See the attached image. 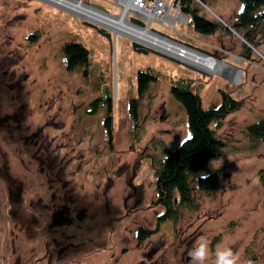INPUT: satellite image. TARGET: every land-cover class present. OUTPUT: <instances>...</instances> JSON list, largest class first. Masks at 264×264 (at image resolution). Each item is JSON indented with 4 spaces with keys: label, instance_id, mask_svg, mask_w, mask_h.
Masks as SVG:
<instances>
[{
    "label": "rangeland",
    "instance_id": "1",
    "mask_svg": "<svg viewBox=\"0 0 264 264\" xmlns=\"http://www.w3.org/2000/svg\"><path fill=\"white\" fill-rule=\"evenodd\" d=\"M52 1L57 5L51 0H0V57L12 61L10 67L3 68L11 73L10 81L20 84L14 103L6 87L0 85V111L23 104L25 132L39 127L42 155L47 154L52 163L47 174L54 170L59 175L58 180L48 182L55 192L60 181L68 182L80 203L83 199V218L75 220L73 215L71 228L84 227L77 231L85 232L89 243L55 261L56 246L46 245L48 230L39 226L20 232L7 220L0 223V264H197L189 254L201 242H206L209 250L204 264H215L216 253L229 248L238 255V264H248L249 247L263 255L264 141L250 139L246 127L264 117V26L248 31L249 36H256L250 39L252 45L242 37L243 30L229 26L242 8L240 0L190 2L199 15L218 23L210 34L193 28L190 13L185 15L178 9L179 0H172V7L165 10L168 18L165 15L159 20L138 17L134 8L124 10L125 0ZM127 1L133 6L132 0ZM88 11L102 22L111 21L108 25L117 31L107 29L110 38H106L76 15L84 17ZM119 17L132 26L136 24L128 19L136 18L144 26L130 29L117 25ZM123 26L130 31L146 30L147 37L156 35L173 42L175 48L153 46L163 55L136 52L131 39L123 34L127 33L120 28ZM29 34H38L36 41H28ZM69 41L88 49L86 67H64L61 50ZM187 49L219 64L206 68L176 54V50L184 53ZM139 69L147 70L155 80L139 99L138 116L133 120L127 100L136 96ZM176 83H188L203 107L219 104L220 90L242 104L211 124L224 146L222 156L208 162L201 174L215 171L217 186L208 192L193 187L192 204L179 206L173 222L169 218L158 220L163 207L156 204L155 174L166 151L190 134L185 110L170 92ZM105 96L112 105L110 144L102 126L105 105L100 102L91 111L90 103ZM6 138L0 127V164L9 161V172L20 175L23 167L16 146L5 143ZM26 165L31 186L25 201H35L37 190L39 199L47 200L50 192L44 188V174L41 180H33L38 168L32 159ZM136 197L141 200L137 204ZM2 200L6 202L5 197ZM105 201L110 211L105 210ZM32 206L26 205L27 213ZM1 207L6 209L7 205L1 203ZM45 212L43 208L42 224ZM157 223V231L148 238L136 237V228L153 229ZM11 237L14 241L10 245Z\"/></svg>",
    "mask_w": 264,
    "mask_h": 264
},
{
    "label": "trees",
    "instance_id": "2",
    "mask_svg": "<svg viewBox=\"0 0 264 264\" xmlns=\"http://www.w3.org/2000/svg\"><path fill=\"white\" fill-rule=\"evenodd\" d=\"M191 1L193 0H179V8L183 14H185L184 12L190 13L189 21L193 25V28L205 34L215 32L218 28V23L199 15L195 7H190ZM240 2L242 8L235 14L229 26H232L236 31L243 30L242 37L251 44L250 39L253 40V37L256 36H249L248 31L264 26V0H240ZM34 35H36V38H32ZM37 37L38 34H29L27 40L34 42ZM62 50L66 57V69L72 70L76 67H86L88 65L89 51L81 43L69 41L63 45ZM11 64L12 61L10 59H8L7 63L6 61L3 63L6 67H10ZM8 77H11L9 71ZM136 80L137 94L141 98L148 90L150 83L155 80V76L147 72V70L139 69L136 73ZM1 85L6 87L11 103H14L16 96H18L20 84L8 86L5 83H1ZM170 92L185 110L190 134L176 148L166 151L163 159L156 167L155 189L157 202L162 204L164 208L163 213L158 216L159 220L170 218L173 219V222H176L177 208L184 204H192L191 193L193 194V187L194 189L208 192L217 186L218 178L215 171L201 174L208 162L222 156L224 141L215 134L211 124L213 122L218 123L228 113L237 110L241 106L242 101L220 90L219 104L203 107L199 95L192 91L188 83L173 84L170 87ZM100 102L105 105L102 126L110 144L112 105L109 97H98L90 102L92 105L91 111L95 110ZM137 102L138 99H131L129 106H127L129 115L133 120H136L138 116V110L136 109ZM14 105H17L14 116L12 114H5V112L0 114L3 128H10L11 133L15 130L12 126L13 120L23 113V104H19L20 106L18 104ZM246 133L252 140L264 141V117L249 124L246 127ZM205 176L207 177L206 179L202 178ZM66 231L69 232V230ZM150 233L151 231L148 229H138L139 239L149 236Z\"/></svg>",
    "mask_w": 264,
    "mask_h": 264
},
{
    "label": "flooded vegetation",
    "instance_id": "3",
    "mask_svg": "<svg viewBox=\"0 0 264 264\" xmlns=\"http://www.w3.org/2000/svg\"><path fill=\"white\" fill-rule=\"evenodd\" d=\"M93 28H95L98 31L96 27H93ZM133 50L139 53H144L143 51H140L134 48ZM146 50L147 52L150 51L147 48ZM61 51L65 59V62H64V67H65L66 57L63 53V50ZM0 61H2L0 62V85L1 83H6L8 86L19 85V82L15 81V79L13 81L9 80L8 69H7L8 67L6 68L7 70H4L3 68L4 67L3 63L5 61L7 63L8 58L2 57ZM135 83H136V96L128 98L127 106H129V101L131 99H138V102L136 104V109L138 110L139 99L143 98L148 90L143 94V96H141V98H139L137 94V80L135 81ZM16 106L11 105V110L8 112L6 111H3V112L0 111V112L1 113L5 112V114H12L14 116V111L16 110ZM18 106L20 105L18 104ZM16 118L17 119H14L12 122V126L15 128V130H13L12 133L9 130L10 128L9 129L3 128V121H0V127L3 128V130L5 131V134L7 135L5 143L9 141L11 144L16 146L17 150L15 149V153L17 154V157L19 158L18 160L21 163V167H23L21 174L19 175V173L15 174L13 173V171L9 172V170L11 171V169L9 168L8 170V167H6V164H9V161L6 162L2 160V163L0 164L1 166L0 167V182H3V185H0V196H1L0 223H3L4 221L7 222V220H11L13 222V225L16 224V226L18 227V231L20 232H24L25 228L26 229L30 228L31 230V229H37L39 226H42L43 231L48 230L47 236L49 238L46 241V245L56 246L55 250L53 249L52 250L54 252V257H55L54 260L58 261L62 255L66 256L69 253L78 252L81 250V247L83 248L85 244L89 243L88 238L86 242L85 232L77 231L78 229L80 228L83 229L84 227L77 226L76 229L71 228L73 227L72 224L73 222H75V220H79V218H83L85 205L83 204V199L81 200V203H80L79 197H77V195H75L73 191V185L69 184L68 182L66 184H63V181H60L59 189H56L57 190L56 192L55 190H53L54 187L48 181L50 179L58 180L59 175L54 170L51 172V175L47 174L48 171H50L48 170V168H50L52 163L47 154L42 155L43 140L37 138V135L42 134L41 130H39V127H36L32 131H30V133H26L24 123L21 120V114L20 116H17ZM11 138H13L15 141H12ZM15 159L16 158H14V160ZM25 159L26 161L27 160L29 161L31 159L34 160L38 168L39 173L36 171L35 175L33 176V180H39V179L41 180V175L42 173L44 174L45 179H46V184L44 185V188H46L50 192L47 200L42 201L41 199H39L41 195L39 193V190H37L35 193V201H25V192L28 189H30L29 187L31 186V181L27 179L25 175V170L27 168ZM3 197H5L6 202L2 200ZM140 201L141 200L140 199L138 200L137 197L134 198V203L137 204ZM1 203L4 205H7V208L3 209L1 207ZM27 204L30 206L33 205L31 208H29L28 210L29 213H27V210H26ZM41 204H43L44 206H40ZM136 204L134 206H136ZM156 204H160L157 202V193H156ZM107 205H108L107 201H105L104 203L105 210L110 211V208H108ZM160 205L162 206V204ZM43 208L46 210L45 213L47 215L46 221L44 222V224L41 223V212ZM73 215L75 217V220L72 219L74 218ZM107 224L110 225V222L109 223L107 222ZM158 225L159 224L157 223V226L153 229L150 227L145 228L151 231L149 236L153 232L157 231ZM138 229H142V228H136L137 230L136 237L139 239ZM66 230H69V232ZM149 236L145 237V239L148 238ZM59 237L61 239H59ZM140 240H144V238ZM13 241H14V238L11 237L9 239V244L11 245ZM46 250H47V247H46ZM246 250L249 254V261L248 260L246 261L248 262V264H264V254L262 255V253H259V254L255 253L252 247H249V249H246ZM59 251H61V253H58ZM244 253L246 252L244 251ZM255 259L257 260L255 261ZM66 261L67 260L65 259L63 262H66ZM178 264H183V263H178Z\"/></svg>",
    "mask_w": 264,
    "mask_h": 264
},
{
    "label": "bare ground",
    "instance_id": "4",
    "mask_svg": "<svg viewBox=\"0 0 264 264\" xmlns=\"http://www.w3.org/2000/svg\"><path fill=\"white\" fill-rule=\"evenodd\" d=\"M62 3H64V0H61L60 4H62ZM129 3H131V2H129L127 0L123 1L122 7H123L124 10H130V9L135 8L134 5L133 6L132 5L129 6ZM84 16L86 18L90 19V20L95 19V20L101 21V22L104 21L101 18L99 19L98 17H96L95 14L92 11H88L86 13V15H84ZM167 16L168 15H166V18H168ZM115 22H116L117 25H125V26L130 28V25L128 23L125 24V22L122 19V17L117 18ZM103 23L111 24V21H105ZM127 27L123 26V27H120V28L125 30L127 32L126 34L131 35V36H135V37L138 36L137 38H139L140 40L146 42L147 44H149L151 46H154L156 48H165L167 50H174V48H175V44L173 42H168L166 40L159 39L156 35H150V37L149 36L147 37L148 32L146 30H141V32H139V31H130L131 28L127 29ZM179 51L180 50H176V54L177 53H178V55H182L183 54L181 56L182 59H185V60L186 59H190L192 62H196V64L201 65V66L206 67V68H211V67L213 68V67H216L219 64V63L215 62L213 59L196 56L192 52H190L191 50H189V49L183 51L184 53L179 52ZM190 53L193 54V56H190Z\"/></svg>",
    "mask_w": 264,
    "mask_h": 264
},
{
    "label": "built area",
    "instance_id": "5",
    "mask_svg": "<svg viewBox=\"0 0 264 264\" xmlns=\"http://www.w3.org/2000/svg\"><path fill=\"white\" fill-rule=\"evenodd\" d=\"M134 9L137 10L138 17L144 18L147 17L148 20H159L160 17L162 18L165 16L166 7H172V0H132ZM178 9H179V5ZM175 8V6H174ZM144 19L146 23L148 20ZM133 28H137V25L132 26ZM138 29H141L140 26Z\"/></svg>",
    "mask_w": 264,
    "mask_h": 264
},
{
    "label": "water",
    "instance_id": "6",
    "mask_svg": "<svg viewBox=\"0 0 264 264\" xmlns=\"http://www.w3.org/2000/svg\"><path fill=\"white\" fill-rule=\"evenodd\" d=\"M50 3H53V5H57L56 2H54V1H52V0H51ZM95 7H98L100 10L104 11L103 7H101V6H99V5H95ZM74 14H75V12H74ZM76 15H78V16L81 17L82 19L84 18V19L88 20V21H85V20H83V21H84L85 23H89V24H90L91 26H93V27H95V26H97V25L100 26V27L98 28V31H99V33L103 34L106 38H110V34L107 32V29L111 28V29H113V31H117V29L112 28V27H110L108 24H105V23H103V22H100V21H97V20H94V19L90 20V19H88V18H85V16L83 17V15H79V14H77V13H76ZM89 21H90V22H89ZM128 21L131 22V23H135L136 25H138V26H140V27H141V26H144V23H143L142 21H139L138 19L133 18V17H130V18L128 19ZM118 30H119V29H118ZM123 34L126 35L127 37H129V38L131 39V46H132L134 49H137V50H140V51H143L144 53H146V52H147L146 48H147V49H149L150 51H154V52H156V53H160V54H162L161 51L156 50V48H154L153 46H151V45L147 44L146 42L140 40L139 38H137V37H135V36L128 35V34H126V33H123ZM185 45H187V44H185ZM146 46H147V47H146ZM144 48H145V49H144ZM202 51H203V50H202ZM203 52H206V51H203ZM207 54H208V53H207ZM162 55H163V54H162Z\"/></svg>",
    "mask_w": 264,
    "mask_h": 264
},
{
    "label": "clouds",
    "instance_id": "7",
    "mask_svg": "<svg viewBox=\"0 0 264 264\" xmlns=\"http://www.w3.org/2000/svg\"><path fill=\"white\" fill-rule=\"evenodd\" d=\"M202 178H207L202 177ZM190 257L192 260L196 261L197 264H204L208 259L209 250L206 242H201L198 247L191 252ZM239 257L234 254V252L229 248L225 250L218 251L216 253L215 264H238Z\"/></svg>",
    "mask_w": 264,
    "mask_h": 264
}]
</instances>
